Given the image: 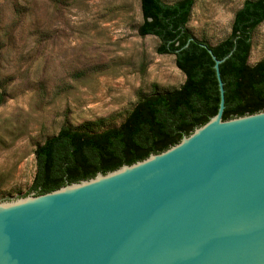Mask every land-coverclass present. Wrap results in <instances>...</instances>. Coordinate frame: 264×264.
<instances>
[{"label": "water", "instance_id": "95a60500", "mask_svg": "<svg viewBox=\"0 0 264 264\" xmlns=\"http://www.w3.org/2000/svg\"><path fill=\"white\" fill-rule=\"evenodd\" d=\"M217 113L179 143L0 204V264H264V111Z\"/></svg>", "mask_w": 264, "mask_h": 264}, {"label": "rangeland", "instance_id": "374dc122", "mask_svg": "<svg viewBox=\"0 0 264 264\" xmlns=\"http://www.w3.org/2000/svg\"><path fill=\"white\" fill-rule=\"evenodd\" d=\"M243 1L195 0L190 31L216 44ZM141 20L139 0H0V204L31 196L34 150L63 126L117 125L141 96L183 84L174 56L138 35ZM251 42L254 65L264 21Z\"/></svg>", "mask_w": 264, "mask_h": 264}, {"label": "trees", "instance_id": "16d2710c", "mask_svg": "<svg viewBox=\"0 0 264 264\" xmlns=\"http://www.w3.org/2000/svg\"><path fill=\"white\" fill-rule=\"evenodd\" d=\"M141 37L158 39L156 53L173 55L183 73L174 90L141 96L117 125L95 129L63 126L34 150L35 174L27 194L50 193L68 184L132 165L180 142L213 117L220 103L214 60L228 56L219 73L224 90L223 120L264 111V58L248 63L252 34L264 21V0H245L229 34L210 44L188 27L195 0H139ZM0 94V105L3 103Z\"/></svg>", "mask_w": 264, "mask_h": 264}]
</instances>
